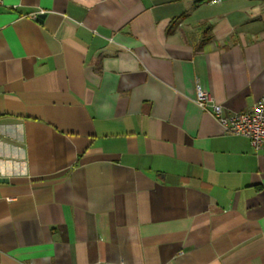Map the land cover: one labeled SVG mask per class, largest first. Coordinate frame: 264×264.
Segmentation results:
<instances>
[{"label":"crops","instance_id":"obj_1","mask_svg":"<svg viewBox=\"0 0 264 264\" xmlns=\"http://www.w3.org/2000/svg\"><path fill=\"white\" fill-rule=\"evenodd\" d=\"M198 88L264 97V0H4L0 264H264V145Z\"/></svg>","mask_w":264,"mask_h":264},{"label":"built area","instance_id":"obj_2","mask_svg":"<svg viewBox=\"0 0 264 264\" xmlns=\"http://www.w3.org/2000/svg\"><path fill=\"white\" fill-rule=\"evenodd\" d=\"M217 1L219 0H212V2ZM3 3L4 0H0V5ZM44 12L45 10L41 9L32 16L36 18ZM196 101L201 108L212 112L226 132L247 137L256 148L264 145V97L258 100L250 110L231 114H225L224 107L214 102L211 94L202 88H198Z\"/></svg>","mask_w":264,"mask_h":264},{"label":"trees","instance_id":"obj_3","mask_svg":"<svg viewBox=\"0 0 264 264\" xmlns=\"http://www.w3.org/2000/svg\"><path fill=\"white\" fill-rule=\"evenodd\" d=\"M212 1V0H211Z\"/></svg>","mask_w":264,"mask_h":264}]
</instances>
